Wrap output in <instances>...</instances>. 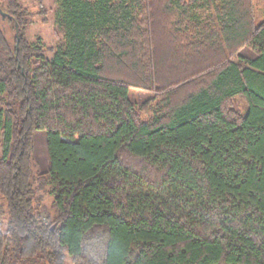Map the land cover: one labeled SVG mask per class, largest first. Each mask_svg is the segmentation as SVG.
<instances>
[{
  "label": "trees",
  "instance_id": "16d2710c",
  "mask_svg": "<svg viewBox=\"0 0 264 264\" xmlns=\"http://www.w3.org/2000/svg\"><path fill=\"white\" fill-rule=\"evenodd\" d=\"M4 6L21 33L13 47L0 28V264H264L253 0H60L51 59L19 0ZM40 129L50 221L34 200Z\"/></svg>",
  "mask_w": 264,
  "mask_h": 264
},
{
  "label": "rangeland",
  "instance_id": "374dc122",
  "mask_svg": "<svg viewBox=\"0 0 264 264\" xmlns=\"http://www.w3.org/2000/svg\"><path fill=\"white\" fill-rule=\"evenodd\" d=\"M7 0H0V12L4 14L1 5ZM23 9L28 12V23L25 26L26 39L35 47L45 49V55L52 58L55 49L62 44L63 37L58 29L57 18L59 13L60 0H19ZM255 16L257 22L264 19V0H253ZM5 15V14H4ZM7 16V15H6ZM0 28L9 38L10 44L18 46L20 30L13 21L3 18L0 15ZM233 107L246 113L248 105L242 96H237L231 101ZM1 107V104H0ZM2 134L0 132V157L2 154L1 144ZM33 151V184L35 189L34 200L44 206L42 216L44 220H52L56 216V211L52 207L54 195L52 194V185L42 180L43 173L48 172V148L47 131L40 129L35 132ZM0 219L6 230L8 221V210L6 200L0 196ZM66 264H74L72 258L66 256Z\"/></svg>",
  "mask_w": 264,
  "mask_h": 264
}]
</instances>
